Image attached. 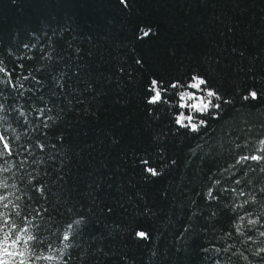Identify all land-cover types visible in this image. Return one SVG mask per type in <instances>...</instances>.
I'll return each mask as SVG.
<instances>
[{
    "label": "trees",
    "instance_id": "1",
    "mask_svg": "<svg viewBox=\"0 0 264 264\" xmlns=\"http://www.w3.org/2000/svg\"><path fill=\"white\" fill-rule=\"evenodd\" d=\"M0 106V264H264V0H0Z\"/></svg>",
    "mask_w": 264,
    "mask_h": 264
},
{
    "label": "clouds",
    "instance_id": "2",
    "mask_svg": "<svg viewBox=\"0 0 264 264\" xmlns=\"http://www.w3.org/2000/svg\"><path fill=\"white\" fill-rule=\"evenodd\" d=\"M122 2H123V0H122ZM150 35H156V32L151 28H149L147 30H145L144 28H141V32L138 33L137 39H145V38H148ZM206 83H207L206 80H204L203 78H201L197 75H193L191 80L187 82L186 86L184 84H180L179 82H174L171 85V87L181 89L180 91L177 92V95L179 96L180 101H184L185 99H191L194 95L193 92L188 91V89L201 90V86L206 85ZM156 85H157V81L155 79H152L151 80V86H152L153 91L157 90ZM204 91L206 92V95L203 97H197L198 103H193L189 107L192 110L197 111L199 113L207 114L212 108L219 107L218 104L213 103V99L215 98L218 100L219 96L215 92V90H213V89H204ZM253 93H254V91H250L248 93V95H246L244 97V99L247 100L249 97L255 99L256 97L252 95ZM181 107L183 108L184 105L181 104ZM192 120H193V116L192 115H185V113L183 111H181L176 118V121H182V122H184V121L191 122ZM199 123L204 124L205 121L200 120ZM177 124H179V123H177ZM191 124H195V123H191ZM148 169L153 170V173H154V174H152L153 176L158 174L154 168L149 167ZM83 220H84L83 217H79V218L74 219L71 223H69L67 225L68 229H71L73 224L79 225ZM141 232H143L145 234L144 238H146L147 233L142 231V230H138L136 233V236L140 237L139 233H141ZM69 236H70V232H65L64 237H63L64 240H68Z\"/></svg>",
    "mask_w": 264,
    "mask_h": 264
},
{
    "label": "snow or ice",
    "instance_id": "3",
    "mask_svg": "<svg viewBox=\"0 0 264 264\" xmlns=\"http://www.w3.org/2000/svg\"><path fill=\"white\" fill-rule=\"evenodd\" d=\"M252 95L256 97L257 93L254 92ZM160 100H161V91L157 89L155 91V94L151 97V100L149 102L155 104V103H157ZM0 107H2V106H0ZM176 123L183 124L182 121H176ZM189 123L191 124V122H189ZM197 127L198 126L196 124H191V129L192 130H197ZM0 139H2V137H0ZM8 147H9L8 144H3L2 145V148H8ZM0 155H3L2 151H0ZM245 159H247V157H245ZM251 159L252 160H260L261 157L260 156H252ZM147 171L152 173V174H154L153 170H151V169H147ZM139 236L144 238L145 234L143 232H141V233H139ZM32 239H34V238L31 237L30 240H32ZM13 242L15 243V241H13ZM5 252H7V250H5ZM20 255H23V253H20Z\"/></svg>",
    "mask_w": 264,
    "mask_h": 264
},
{
    "label": "rangeland",
    "instance_id": "4",
    "mask_svg": "<svg viewBox=\"0 0 264 264\" xmlns=\"http://www.w3.org/2000/svg\"><path fill=\"white\" fill-rule=\"evenodd\" d=\"M190 91L193 92L194 94L193 95L194 99H192L191 104L198 103L197 97H203L206 95V92H203L202 86H201V90L191 89ZM188 115H192V114H188ZM193 119H194V116H193ZM191 123H194L193 120L191 121Z\"/></svg>",
    "mask_w": 264,
    "mask_h": 264
}]
</instances>
